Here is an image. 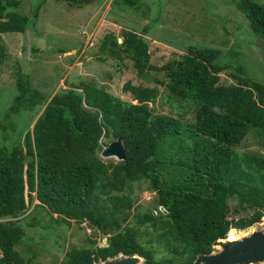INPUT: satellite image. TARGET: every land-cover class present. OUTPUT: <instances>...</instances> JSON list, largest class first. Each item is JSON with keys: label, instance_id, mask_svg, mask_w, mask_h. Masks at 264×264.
Here are the masks:
<instances>
[{"label": "trees", "instance_id": "trees-1", "mask_svg": "<svg viewBox=\"0 0 264 264\" xmlns=\"http://www.w3.org/2000/svg\"><path fill=\"white\" fill-rule=\"evenodd\" d=\"M22 1L0 0V65L8 57L1 34L34 28L43 2L29 13L19 9ZM58 1L82 8L93 0ZM233 1L243 25L246 21L249 31L264 39V4ZM111 2L132 9L140 4ZM236 47L221 57L218 47L190 46L158 65L141 34L123 30L119 40L107 33L100 50L153 83L126 81L122 88L131 100L87 80L46 94L31 85L16 58V93L0 118L3 138L17 128L11 113L42 110L25 126L22 145H0V264H31L33 257L21 244L40 239L45 247L41 232L55 233L52 222L71 221L84 222L105 241L89 238L87 246L68 250L60 264H92L118 252L137 253L144 264H191L231 228L245 229L264 217V156L236 148L249 132L264 138V82L247 76ZM163 98L178 109L183 101L196 103L194 118L155 112L153 104ZM114 138L123 139L125 158L104 162L100 151ZM143 179L155 191L156 212L144 210L130 226L132 184ZM42 213L49 215L44 228L36 218ZM30 216L31 225L38 224L35 236L22 223ZM143 229L150 233L144 244L137 234ZM157 241L174 253L158 258L152 244Z\"/></svg>", "mask_w": 264, "mask_h": 264}, {"label": "rangeland", "instance_id": "rangeland-1", "mask_svg": "<svg viewBox=\"0 0 264 264\" xmlns=\"http://www.w3.org/2000/svg\"><path fill=\"white\" fill-rule=\"evenodd\" d=\"M256 1L264 4V0ZM37 2L39 0H23L19 9L32 13L38 6ZM77 8L64 1L43 0L37 11L34 28H27L22 33L1 34L7 46L8 57L0 65V118L8 110L16 93L15 59L19 57L22 61L21 68L27 69L31 85L46 94L62 91L69 87L70 82L87 80L98 82L124 100H131L130 94L122 88L126 81L132 84L153 83L146 75H139L130 63H120L121 61L99 48L100 39L104 35L111 32L120 40L122 31L127 29L141 34L147 40L152 57L150 60L158 65L168 58L187 52L190 46L218 47L221 50L219 56L225 57V53L236 44L247 76L264 82V39L249 31L246 21L243 25L244 17L233 0H140L137 9L119 6L111 0H93L80 11ZM32 46L39 47V50L31 52L29 47ZM58 48L64 51H58ZM225 77L228 78V74ZM164 99L153 104L155 112L171 113L181 120L194 118L198 107L196 103L183 101L178 109L176 104L170 106ZM41 110L42 107L37 106L29 112L11 113V118L18 121L17 128L6 138H3L0 131V145H22L25 126L31 127ZM259 137L260 135L249 132L236 147L237 150L255 151L264 156V138L258 139ZM101 158L104 162L114 159L105 156ZM147 186L148 182L144 179L132 184L129 195L132 204L126 217L130 226L131 218L144 210H154L155 191ZM39 216L36 214L41 228L46 227L49 215L42 213ZM31 218H26L22 223L24 229L35 236L38 224L31 225ZM54 226L57 228L54 230L56 234L46 230L41 232L45 247L40 246V239H34L36 241L33 242L28 239L21 244L25 254L33 257L31 264H60L68 250L87 246L89 238L93 237L97 242H102L104 238L100 234L93 236L91 228L84 222L71 221L69 226L52 222V227ZM259 227L260 222H255L245 229L231 228L228 233L240 237ZM140 233L137 232L142 242L150 236L144 229ZM55 235L57 241L53 239ZM152 244L158 258L167 259L174 253L166 243L157 241ZM31 248L35 250L34 254Z\"/></svg>", "mask_w": 264, "mask_h": 264}, {"label": "water", "instance_id": "water-1", "mask_svg": "<svg viewBox=\"0 0 264 264\" xmlns=\"http://www.w3.org/2000/svg\"><path fill=\"white\" fill-rule=\"evenodd\" d=\"M102 156L125 158V146L122 139L110 141L101 150ZM259 228L247 231L240 237L227 239L217 238L212 242V249L206 253H198L191 264H264V217L260 218ZM138 255L119 254L107 257L93 264H140Z\"/></svg>", "mask_w": 264, "mask_h": 264}, {"label": "clouds", "instance_id": "clouds-1", "mask_svg": "<svg viewBox=\"0 0 264 264\" xmlns=\"http://www.w3.org/2000/svg\"><path fill=\"white\" fill-rule=\"evenodd\" d=\"M115 139H119V138H114V139H112V140H115ZM120 139H122V138H120ZM112 140H109V142L112 141ZM122 141H123V139H122ZM109 142H108V143H109ZM108 143H107V144H108ZM123 143H124V141H123ZM105 146H107V145H103L102 149H103ZM124 146H125V144H124ZM102 149H101V150H102ZM100 156H101V157H104V156H102L101 151H100ZM109 157H110V156H109ZM110 158H114V157H110ZM114 159H115V161H120V160H118V159H116V158H114ZM123 160H124V159H123ZM152 211H153L154 214H155L156 210L154 209V210H152ZM156 214H157V213H156ZM96 235H97V234H96ZM103 237H104V236H103ZM104 241H105V237L103 238V241H102V242H104ZM100 242H101V241H100ZM100 242H97V241H96L97 244H99ZM144 243H145V241L143 242V244H144ZM119 254H124V253H122V252H118L116 255H119ZM124 255H128V254H124ZM131 255H138V256H140V257H141V263H140V264H144L145 259H144L143 256H141V255H139V254H137V253H136V254H131ZM114 256H115V255H114ZM108 257H113V256H108ZM106 258H107V257H106ZM103 260H104V259H103ZM103 260H99V261H97V262H101V261H103ZM97 262H93V263H97ZM93 263H92V264H93Z\"/></svg>", "mask_w": 264, "mask_h": 264}, {"label": "bare ground", "instance_id": "bare-ground-1", "mask_svg": "<svg viewBox=\"0 0 264 264\" xmlns=\"http://www.w3.org/2000/svg\"><path fill=\"white\" fill-rule=\"evenodd\" d=\"M234 235H232L231 233H229V235H227V239H234Z\"/></svg>", "mask_w": 264, "mask_h": 264}, {"label": "crops", "instance_id": "crops-1", "mask_svg": "<svg viewBox=\"0 0 264 264\" xmlns=\"http://www.w3.org/2000/svg\"><path fill=\"white\" fill-rule=\"evenodd\" d=\"M77 10H78V11H80V10H81V8H77Z\"/></svg>", "mask_w": 264, "mask_h": 264}]
</instances>
